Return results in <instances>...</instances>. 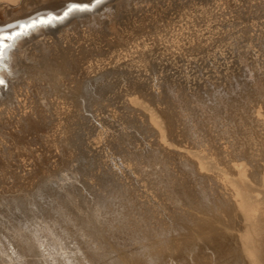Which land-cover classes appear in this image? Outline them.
<instances>
[{
  "label": "rangeland",
  "instance_id": "obj_1",
  "mask_svg": "<svg viewBox=\"0 0 264 264\" xmlns=\"http://www.w3.org/2000/svg\"><path fill=\"white\" fill-rule=\"evenodd\" d=\"M107 3L112 5L109 15L114 18L111 24L104 22L88 28L80 23L69 29L67 34L56 38V44H53V47L70 53L74 60L84 61L83 67L91 70L85 83V95L80 96L83 103H63V95L68 94L64 82H59V85L56 81L52 87L39 83L35 86L33 82L34 86L29 85V71L28 75L25 73L28 77L25 79L28 63L42 48L37 38L45 35L43 31L35 33V30L44 26L29 29L28 34L32 33L30 36L27 34L19 41L15 40L21 36L16 37L12 42L5 43L8 47H2V50L11 48L9 53L0 54V58L7 60L2 67L18 69L11 75L16 78L15 89L12 87L14 92L9 87L8 78L4 79L5 85L1 90L3 88L6 93L2 90L3 96L12 98L15 90L21 87L11 102L7 103L9 96L0 99L2 264L18 261L14 256L17 253L11 247L9 249L12 243H16L15 247H24L22 254L27 253L24 256L26 259L35 251L37 259L33 257L34 254L29 257L34 258L35 262L41 259L39 262L42 264H49L47 258H52L46 255L49 252L63 258L64 253L71 254L74 257L72 264H96L97 261V264H120L127 255H132L131 260L137 263V244L138 247L140 243V246L142 243L148 246L158 236L159 239H168L171 245L169 247L167 243V247L172 252L176 250L178 255L182 252L178 250L184 247L187 249H183V252H193L194 247L197 252L194 250L196 253H190L191 256L181 253L189 258L187 261L182 255V261L175 257V252L172 254L167 248L160 249L162 252H156H160L157 258L154 254L150 257L156 262L149 258L151 261L148 259L147 264H183L186 261L188 264H206L207 261L209 264H220L218 261L228 264L216 255L213 238L207 239L211 240V246L207 240H199L195 228L187 223L194 219L188 217L189 206L184 207L186 196L185 199L181 198V194H195L194 188H198L197 182L194 185L193 181L197 170L192 169L184 161L185 158L174 155V152H171L172 155L163 147L148 109L133 102L132 98L144 100L161 117H165L179 133V137L177 134L173 137L179 142L204 149L223 164L229 158L231 161L253 162L255 155L264 152V0H108ZM51 13L48 12L47 16ZM59 14L63 15V12ZM17 29L20 30L19 27ZM34 43H38V46ZM19 82L24 85L19 84L16 88ZM25 84L35 87L37 93L39 89H44L39 92L38 98L37 93L33 95V88H28L33 92V103H29L31 98L25 95L31 92H25L24 89L28 87ZM9 92L12 95L7 94ZM17 96L19 99L23 97V101L16 103ZM10 108L13 109L12 113L8 112ZM27 115L32 119L31 123ZM183 177H187L185 183L181 182ZM186 182L189 184L186 185ZM178 186L179 189L176 188ZM181 187L193 192L188 193V190L185 193ZM201 198V202L206 204L208 197L202 195ZM165 202H169L168 205ZM173 218L178 219L171 231V222H176ZM167 221L170 223L167 224ZM183 222L194 230L188 232L189 227H185ZM165 223L166 226H163ZM219 224H225L221 226L222 230L227 226L229 229L224 232L216 228L217 234L224 232L227 235L231 230L235 231L234 227H229L232 224ZM178 225L182 230L185 227L186 231H178ZM164 228L175 234L167 232V235L168 230ZM213 232L216 234V230ZM190 234L193 243L187 242L190 238L187 235ZM168 236H173L175 241L169 240ZM176 240L179 241L177 246L174 245ZM183 240L192 244L193 248L184 245ZM49 243L52 247L48 246ZM46 245L49 247L47 250ZM64 245L67 250L69 246L70 251ZM117 247L125 254L127 251L130 253L119 254ZM26 248L27 252L24 250ZM226 248L233 250L235 247L228 244ZM71 249L75 250L74 254ZM166 250L168 252H163ZM234 250L237 251V248ZM40 251L45 255H40ZM198 255H201L200 261L198 259L201 263H196L192 257ZM63 258L60 260L68 264ZM88 259H91L88 261L91 263L86 261Z\"/></svg>",
  "mask_w": 264,
  "mask_h": 264
},
{
  "label": "bare ground",
  "instance_id": "obj_2",
  "mask_svg": "<svg viewBox=\"0 0 264 264\" xmlns=\"http://www.w3.org/2000/svg\"><path fill=\"white\" fill-rule=\"evenodd\" d=\"M87 2V3H94V1L93 0H0V35H3V34H7V33H9V34H11L12 32H14V31H16V30H18L17 28L19 27V25L21 24V23H27V21L29 22V20H32V19H39V18H41V17H45L46 18V16H47V14H48V12H53V13H57V14H59V13H61V12H63L64 11V9L66 8V6H67V4H69V3H72V2ZM107 1L108 0H102V2L99 4V5H97L96 7H94L91 11H85V12H74V13H70L69 14V16L68 17H66L64 20H59V21H53L52 22V24L51 25H46V26H44V27H41V28H38L37 30H35L36 32L35 33H40V32H42L43 31V33H45V35H43V34H41L42 36H38L39 38H37V39H39V43H41L42 45H39V46H41L40 48V51L39 52H37V54H35V53H33V55L35 54V57H33L30 61L31 62H29V60L28 61H26L27 63H28V70L27 69H25L26 70V72H24V70H23V72H24V74L25 73H27V71H29V73H27V75L29 74L30 75V78L29 79H31V81H30V83H29V85L30 84H32L31 82H33V84L36 86V84L37 83H39V84H42V85H49L50 87H52V85L53 84H55L54 82H61V83H65V85H66V87H65V89H66V91L68 92V94H64L63 95V100H65L63 103H83L82 102V99L80 98V96L81 95H85V83H86V81H87V79H88V76H89V73H90V71L91 70H87L86 69V67H83V63L82 62H84V61H82V60H74L72 57H71V54L70 53H68V52H66L65 50H62V49H58V48H56V46H54L53 47V44L55 45L56 44V40L58 39V38H60V36H62V35H64V34H67L68 32V30L69 29H71V28H73V27H76L78 24H80V23H82V24H85L88 28L90 27V28H92V27H94V26H99V25H101L102 23H104V22H107L108 24H111L113 21V18H114V16H112V15H109L110 14V11H111V8H112V5L110 4V3H107ZM118 2V1H117ZM53 13H51V15H53ZM54 14V15H55ZM50 15V14H49ZM60 15V14H59ZM109 15V17H108V19H106V16H108ZM69 21H71V24L69 25L68 24V22ZM34 33V32H33ZM34 33V34H35ZM32 33H30V34H28V36H30ZM22 37H24V36H21V37H19L18 39H16L15 41H19ZM57 38V39H56ZM13 40H10V42H12ZM33 41H35V40H33ZM38 41V40H37ZM6 42H8V41H4V43H6ZM34 44H36V43H34ZM38 44V43H37ZM36 44V46H38ZM35 46V47H36ZM39 48V47H38ZM10 50H11V48H8V49H6V50H2V48H0V54H5V53H9L10 52ZM37 50V49H36ZM34 51H35V49H34ZM38 51V50H37ZM7 60H4L3 58H0V78H2L3 80L4 79H7L8 78V80H9V82H10V89L12 90V93L14 92V90H13V86H15L14 85V83L16 82L15 81V79H14V77H11V75L13 76L14 74H13V71H15L14 73H16V69H17V67H16V69L15 70H13V68L11 67V66H9L8 68H3L2 67V65L6 62ZM24 64H26V63H24ZM27 65V64H26ZM88 65V64H87ZM20 66H23V64L22 65H20ZM25 66V65H24ZM19 68V67H18ZM20 68H22V67H20ZM25 68H27L26 66H25ZM18 70V69H17ZM22 72V73H23ZM21 73V72H20ZM19 74V73H18ZM27 75L25 74L24 75V77H25V79L27 80L28 79V77H27ZM15 76H16V74H15ZM18 76V75H17ZM19 77H21V76H19ZM56 77H57V79H56ZM10 78L12 79V81H10ZM18 78V77H17ZM22 78V77H21ZM20 79V78H19ZM24 79V80H25ZM19 81V80H18ZM25 82H27V81H25ZM35 82V83H34ZM61 83H59V85L61 84ZM22 85L23 83H16V88L18 87V85ZM32 84V85H33ZM39 84H37V85H39ZM5 85V84H4ZM3 85V86H4ZM24 85V84H23ZM26 85V84H25ZM33 85V86H34ZM3 86H0V90H1V87H3ZM26 86H28V85H26ZM26 86H25V88H26ZM7 87V86H6ZM13 87V88H12ZM37 87H41V86H37ZM36 87V88H37ZM20 88V89H19ZM18 89L21 91V87H19ZM28 88H33V87H27L26 89H24V90H26L25 92H27V91H31L30 89L28 90ZM42 88V87H41ZM43 88H45V87H43ZM15 89V88H14ZM18 89L17 90H15V92L17 93V91H18ZM2 90H3V88H2ZM1 90V91H2ZM11 90H9L8 89V91H11ZM22 90H23V86H22ZM33 91L35 90V87L32 89ZM40 91L42 90V89H39ZM46 90V89H45ZM0 91V99L1 98H5V97H7V96H9V95H4L3 96V91L5 92V90H3L2 92ZM39 91V92H40ZM42 91H44V89L42 90ZM25 92H24V94H25ZM39 92L37 93V89H36V91H34V94L33 95H35L36 93H37V95H38V98L40 97L39 96ZM6 93V92H5ZM4 93V94H5ZM12 93L11 92H9V93H7V94H11L12 95ZM16 93L14 94V95H12V98H13V96H16ZM31 93H33L32 91L29 93V95H28V93L27 94H25V95H27V97H28V99H30V100H28V99H26L25 101L27 102V100H28V102L30 103V101H31V103H33V101H34V96H32V94ZM18 94V93H17ZM20 94V93H19ZM22 94V93H21ZM24 94H22V96H25ZM31 94V95H30ZM36 95V96H37ZM20 96V95H19ZM19 96H17V98L19 97ZM21 96V97H22ZM32 96V97H31ZM26 97V98H27ZM12 98H10V96H9V100L7 101V103H9V102H11V99ZM23 98V97H22ZM22 98L21 99H19L18 98V100H19V102H18V100L17 101H15L16 103H20L21 101L20 100H22ZM25 98V97H24ZM36 98V97H35ZM37 98V99H38ZM15 99V98H14ZM14 99H13V101H14ZM32 99H33V101H32ZM2 100V99H1ZM0 100V101H1ZM23 101V100H22ZM132 101L133 102H135V103H137V104H139V105H141V106H143L144 108H146V109H148V112H149V115H150V118H151V120H152V122H153V124H154V126L156 127V129H157V131H158V133H159V137L161 138V142H162V145H163V147H166V150L168 149L169 150V153H171V152H174V155H178L179 157H181V158H185L184 159V161L193 169H196L197 170V174H195V180L193 181V180H191V181H193L194 182V185H195V181L197 182L196 183V186H197V188L198 189H195L194 188V191H195V194L193 195V193H192V195L191 194H184V195H182L181 194V196H183V197H181L180 195V197L181 198H184L185 196H186V204H184V207H186L185 205H187L188 204V206H189V209H188V214H190V215H188V214H186V215H188V217L189 216H192V218L194 219V220H192V221H189L188 220V222L187 223H189V224H191V226H193L194 228H195V230H196V232H197V235H199V240L202 238V239H205V240H207V239H212L213 238V242H214V244H215V249L217 250V253H216V255L218 254L219 255V258L220 259H222V262L224 261V262H228V264H240V262H244L243 264H264V152H263V154H260V155H255L253 158V162H250L249 160H233V161H231V159L229 158L228 160L229 161H227V163L226 164H223V163H221V161H219L217 158H215L214 156H212L209 152H207L206 150H204V149H199V148H194V147H191V146H189L188 144H184V143H181V142H179V140H176V139H174L173 137H176V134L178 135L179 133L176 131V129L174 128V126L173 125H171V123H169V122H167V120L165 119V117L163 118V117H161V115L157 112V111H155V110H153L152 108H150L147 104H146V102L144 101V100H141V99H139L138 97H133L132 98ZM14 102V103H15ZM13 103V102H12ZM23 103H25V102H23ZM35 103V102H34ZM14 106H12V108H13ZM12 108H10L11 110H8V112L10 111L11 113H12ZM14 109H16V108H14ZM19 113V112H18ZM26 114V113H25ZM28 114V113H27ZM16 116V115H15ZM19 117H20V113H19V115H18ZM25 116V115H24ZM22 117V116H21ZM26 117V116H25ZM17 118V117H16ZM27 118L29 119V117H28V115H27ZM26 118V119H27ZM30 120H32L31 118L29 119V121ZM28 121V122H29ZM6 122V121H5ZM19 123H20V120L18 121ZM22 122V121H21ZM25 122H27V121H25ZM24 122V123H25ZM27 122V123H28ZM29 123H31V121L29 122ZM35 123V122H34ZM38 123V122H37ZM18 125V124H17ZM20 125H22V123L20 124ZM25 125V124H24ZM30 125V124H29ZM34 126V125H33ZM32 126V127H33ZM35 126H37V124L35 125ZM13 127V126H12ZM16 127V126H15ZM24 127V126H23ZM21 130H22V128H21ZM22 131H24V130H22ZM177 132V133H176ZM12 133V132H11ZM177 137H179V135L177 136ZM27 142H29V141H27ZM21 143V142H20ZM12 144V143H11ZM13 145V144H12ZM11 146V145H10ZM13 147H14V145H13ZM6 148H8V147H6ZM165 152H167V151H165ZM176 153V154H175ZM172 155H173V153H171ZM166 157V156H165ZM176 157V156H175ZM168 158V157H167ZM167 158H165V160H167ZM174 158V157H173ZM180 158V159H181ZM176 159H179L178 157L176 158ZM168 161V160H167ZM172 161H174V160H172ZM182 161V160H181ZM169 162V161H168ZM185 162H183V166L185 165L184 163ZM167 162H165V164H166ZM169 163H171V161L169 162ZM168 163V164H169ZM173 163V162H172ZM178 163V162H177ZM180 163V162H179ZM178 163V164H179ZM176 164V163H175ZM177 164V165H178ZM170 165H172V164H170ZM188 165H187V167H188ZM169 166V165H168ZM167 166V167H168ZM179 166V165H178ZM181 166V165H180ZM175 167H176V165H175ZM182 167V166H181ZM186 167V166H185ZM189 167V168H190ZM177 168V167H176ZM190 168V169H191ZM168 168H165V170H167ZM171 169V168H170ZM174 169V168H173ZM172 169V170H173ZM181 169V168H180ZM180 169H179V171H180ZM191 169V170H192ZM176 170V169H175ZM185 170V169H184ZM196 170H194L195 172H196ZM174 171V170H173ZM176 171H178V170H176ZM170 172V171H169ZM190 172V171H189ZM173 173V172H172ZM175 173V172H174ZM173 173V174H174ZM180 173V172H179ZM184 173V172H183ZM194 173V172H193ZM167 174H168V171H167ZM175 174H177V173H175ZM174 174V175H175ZM181 174V173H180ZM25 175V174H24ZM119 175V174H118ZM184 175V174H183ZM186 175V174H185ZM188 175V174H187ZM191 175V174H190ZM121 176V175H120ZM176 176H178V175H176ZM191 177V176H190ZM177 178V177H176ZM180 178V177H179ZM187 177H185V179H186ZM181 179V178H180ZM183 179H184V177H183ZM183 179H182V181L181 182H184L185 183V181L187 180H185L184 179V181H183ZM199 179H201L200 181H199ZM178 180V179H177ZM189 180V179H188ZM190 181V180H189ZM188 181V182H189ZM180 182V181H179ZM181 182H180V185H181ZM188 182H186V185H187V183ZM199 182V183H198ZM190 183H192V182H190ZM189 184V183H188ZM192 185H193V183H192ZM190 186V185H189ZM188 186V187H189ZM192 187V186H191ZM176 188H180L179 186L178 187H176ZM181 188H183V187H181ZM177 189V191H179ZM184 189V191H185V193H186V191L188 192V190H189V188L188 189H186V188H183ZM191 189V188H190ZM167 192V191H166ZM191 192H193L192 191V189H191V191L189 190V192L188 193H191ZM170 193V192H169ZM180 193H182V192H180ZM198 193V194H197ZM204 195V197L205 196H207L208 197V200H209V204L207 203V201L208 200H204L205 202H206V204L205 203H202L201 201H202V195ZM170 195H171V193H170ZM172 196V195H171ZM173 196H177V194L176 195H173ZM172 198V197H171ZM179 198V197H178ZM185 199V198H184ZM183 199V200H184ZM166 200H167V198H166ZM172 200H173V198H172ZM179 200V199H178ZM168 201H169V199H168ZM175 201V200H174ZM173 202V201H172ZM185 201H182V203H184ZM201 202V203H200ZM167 203V205H168V203L169 202H165L164 204H166ZM180 203V202H179ZM174 204V203H173ZM205 204V205H204ZM172 205V204H171ZM175 205V204H174ZM174 205H173V207H174ZM178 206V205H177ZM181 206H182V204H181ZM187 206V207H188ZM98 207V206H97ZM97 207H94V208H97ZM165 207H167V206H165ZM94 208H92V209H94ZM99 208V207H98ZM97 208V210H99ZM172 208V207H171ZM91 209V210H92ZM101 209V208H100ZM166 209H168V208H165V210ZM180 209V208H179ZM182 209H184V208H182ZM191 209V210H190ZM170 210V209H169ZM169 210H167V212L169 211ZM172 210V209H171ZM177 210V209H176ZM175 210V211H176ZM185 210V209H184ZM183 210V211H184ZM186 210H187V208H186ZM93 211V210H92ZM173 211V210H172ZM89 212H90V210H89ZM94 212V211H93ZM92 212V213H93ZM98 212V211H97ZM170 212V211H169ZM176 212H178V210L176 211ZM181 212V211H180ZM180 212H179V214H180ZM186 211H184V213H185ZM91 213V212H90ZM95 213V212H94ZM99 213V212H98ZM100 213H101V211H100ZM171 213V212H170ZM174 213V212H173ZM183 213V212H182ZM183 213V214H184ZM87 214H89V213H86V215ZM172 214V213H171ZM177 214V213H176ZM182 214V215H183ZM90 215V214H89ZM170 215V214H169ZM174 215H175V213H174ZM186 215H184L185 216V218L186 219H189V218H187L186 217ZM93 215H91V217H92ZM95 216H97L96 214H95ZM94 216V217H95ZM89 217V216H88ZM98 217V216H97ZM97 217H95V218H97ZM173 217V216H172ZM99 218V217H98ZM103 219V218H102ZM101 219V220H102ZM174 219V218H173ZM172 219V220H173ZM176 219H178V218H175L174 220H176ZM191 219V218H190ZM197 221H196V220ZM167 220V219H166ZM165 220V221H166ZM171 220V221H172ZM103 221V220H102ZM116 221V220H115ZM105 222V221H104ZM113 222V221H112ZM154 222V221H153ZM219 222L221 223V222H223V223H228L227 225H230V224H232V225H230L229 227H234V229H235V231H232L231 230V232H226L227 233V235L224 233L225 232V230H227V228H228V226L226 227V228H224L223 230H222V227L221 226H225V224H223V225H221V224H219ZM155 223V222H154ZM170 222H168L167 221V224H169ZM181 223V222H180ZM179 223V224H180ZM218 223V224H217ZM108 224V223H107ZM106 224V225H107ZM109 224H110V222H109ZM112 224V223H111ZM118 225H119V223H117ZM124 224V223H123ZM153 224V223H152ZM183 224H184V222H183ZM215 224H217V225H219L220 227H221V229H220V227H216L217 225H215ZM113 225H114V223H113ZM125 225V224H124ZM155 225V224H154ZM171 225H172V228H171V231H173V228L177 225V220H176V222L175 221H172L171 222ZM181 225V224H180ZM187 224H184V226L185 227H187L186 226ZM115 226V225H114ZM114 226H112V227H114ZM148 226H150V225H148ZM163 226H166V223H165V225H163ZM169 226V225H168ZM167 226V227H168ZM179 226V225H178ZM183 226V225H182ZM183 226V227H184ZM191 226H188L189 228V230L187 229V231L189 232L191 229H190V227ZM109 227V226H108ZM111 227V226H110ZM130 227V226H129ZM144 227H146V225H144ZM180 227V229L178 230V231H182L183 232V230H185L184 228H183V230H182V227L181 226H179ZM105 228V227H104ZM107 228V227H106ZM116 228V227H115ZM123 228H124V226H123ZM131 228V227H130ZM137 228V227H136ZM139 228V227H138ZM153 228V227H152ZM169 228V227H168ZM169 228V229H170ZM194 228L192 229V230H194ZM219 228V230H221V231H224V232H221V231H218V233L219 232H221V234L222 233H224V234H217V229ZM112 229H114V228H112ZM117 229V228H116ZM147 229V228H146ZM149 230H152V229H150V228H148ZM154 229H156V225H155V228ZM161 229V228H160ZM168 230V231H166V230ZM169 229H167V228H164V230L166 231V233L167 232H170L169 231ZM176 229V228H175ZM229 229V228H228ZM230 229H232V228H230ZM134 230V229H133ZM141 230V229H140ZM148 230V231H149ZM158 230V229H157ZM177 230V229H176ZM175 230V231H176ZM216 230V234H214V232L213 231H215ZM152 231H154V230H152ZM162 231V230H161ZM177 231V232H178ZM186 231V230H185ZM142 232H144V231H142ZM151 232V231H150ZM149 232V233H150ZM158 232V231H157ZM164 232V231H163ZM176 232V233H177ZM181 232V233H182ZM193 232V231H192ZM191 232V233H192ZM173 232H170L169 234H172ZM179 233V232H178ZM180 233V234H181ZM213 233V234H212ZM93 234V233H92ZM127 234V233H126ZM153 234V233H152ZM158 234V233H157ZM175 233H173L172 235H174ZM185 234H187L186 232H185ZM194 234H196L195 232H194ZM193 234V235H194ZM229 234V235H228ZM127 235H129V234H127ZM140 235V234H139ZM145 235H146V233H145ZM156 235V234H155ZM158 235H161V234H158ZM164 235V234H163ZM163 235H162V237H163ZM167 235H168V233H167ZM197 235L195 236L194 235V237H197ZM92 236V235H91ZM135 236V235H134ZM149 236V235H148ZM176 236H178V238H179V236L180 235H176ZM176 236H174L175 238H176ZM183 236H184V234H183ZM183 236H182V239H184L183 238ZM187 236H190V238H188ZM185 235V237H187L189 240L191 239V234L190 235ZM138 237H140V236H138ZM150 237V236H149ZM149 237H147V238H149ZM156 237V236H155ZM166 237V236H165ZM169 237V236H168ZM167 237V238H168ZM173 237V236H172ZM172 237L169 239V240H174V239H172ZM181 237V236H180ZM120 238V237H119ZM125 238V237H124ZM141 238V237H140ZM145 238V237H144ZM152 238H153V235H152ZM157 238V237H156ZM155 238V239H156ZM193 238V237H192ZM198 238H196V239H198ZM97 239V238H96ZM143 239V238H142ZM150 239V238H149ZM158 239H159V236H158ZM158 239H156V241L155 242H153L152 244L150 243L148 246H144L143 245V243H142V245L140 246V244H139V247H138V244H137V247H136V249L138 250H136L134 247V249H135V251H137V252H135L136 254H137V257H136V259H135V261L136 260H138V262L136 263V262H134V261H132L131 260V258H130V256H132V255H127L128 253H130L129 251H125L127 254H125V253H123V251L121 252V250H120V252H119V254L120 253H123V254H125V255H127V256H124V258L121 256V258H123V260L119 257L118 259L119 260H122L121 262H123L124 261V264H145L146 263V261L154 254V256L157 258V256H158V254H160V252H162L160 249H164L165 250V248H167V249H169L168 247H167V243H168V245H169V247H170V241L168 242L166 239H164V238H160L159 240ZM177 239V238H176ZM120 240V239H119ZM141 240V239H140ZM148 240V239H147ZM146 240V241H147ZM178 240H180V242H182L181 241V239L179 238ZM178 240H176V242H174L173 244L175 245V246H177L178 244H177V241ZM186 240V239H185ZM185 240H183V244L184 245H188V246H193L192 244L191 245H189L187 242H191V240L189 241V240H187V242L185 241ZM204 240V241H205ZM152 241H154V240H151V242ZM167 241V242H166ZM175 241V240H174ZM184 241L186 242V244L184 243ZM193 241V240H192ZM198 241V240H197ZM208 241V244L211 246V244L209 243L210 241L209 240H207ZM125 242H128V241H125ZM150 241H148V243H149ZM194 242V241H193ZM193 242H191V243H193ZM196 242V241H195ZM206 242V241H205ZM230 242V243H229ZM25 243V242H24ZM104 243V242H103ZM103 243H101V244H103ZM122 243V242H121ZM120 243V244H121ZM133 243V242H132ZM147 243V242H146ZM178 243H179V241H178ZM212 243V242H211ZM123 244V243H122ZM128 244V245H127ZM126 244V247H128L129 246V243H127ZM166 244V245H165ZM180 244H182V243H180ZM179 244V245H180ZM196 244V243H195ZM228 244H231L232 245V248H237V251L236 250H232V249H227L226 248V245H227V247H228ZM13 245V246H12ZM12 245L11 246H9V249H10V247H11V249L14 251V252H16L17 254H15L14 256H15V258H17V262H15V263H8V262H6L5 264H42V263H40L39 261L41 260L40 258V260L39 261H37V262H35V259H37L36 257L37 256H35V251H34V253L32 252L33 251V249H30V250H32L31 252H32V254H34V256L33 257H35V259L34 258H30L29 256H32V254L30 255L29 254V256H28V259H26L24 256L27 254H25V255H23L24 253L22 252L23 250V248L24 247H22V249H21V247L20 246H18V247H15V245H16V243H15V245H14V243H12ZM23 245V244H22ZM106 245V244H105ZM25 246V245H24ZM30 246V245H29ZM34 246V245H33ZM49 247H52L51 246V243H49V245H48ZM47 245L45 246V247H47L46 248V250L49 248ZM65 246V245H64ZM99 246V245H98ZM107 246V245H106ZM105 246V247H106ZM166 246V247H165ZM173 246V245H172ZM196 246H197V244H196ZM8 247V246H7ZM122 247V246H121ZM126 247H124V248H126ZM179 247V246H178ZM178 247H173L174 249H177ZM182 247H183V245H182ZM181 247V248H182ZM212 247H213V245H212ZM230 247V246H229ZM30 248V247H29ZM28 248V249H29ZM31 248H33L32 246H31ZM40 248V247H39ZM61 248V247H60ZM65 248H66V250H67V246H65ZM64 248V249H65ZM99 248H102V247H98V249ZM172 248V249H173ZM180 248V247H179ZM190 248V247H189ZM193 248V247H192ZM198 248V247H197ZM35 249V248H34ZM38 249V248H37ZM36 249V251H38V253H39V250H37ZM45 249V248H44ZM51 249V248H50ZM54 249V248H53ZM53 249H51V250H53ZM56 249H58V246H57V248ZM62 249V248H61ZM96 249V248H95ZM106 249V248H105ZM108 249V248H107ZM116 249V248H115ZM117 249V250H118ZM131 249H132V247H131ZM184 250H186L187 249V247L185 248H183ZM183 249H181V250H178V252L179 251H182L181 253H184L183 252ZM199 249V248H198ZM227 249V250H226ZM25 250V252H27L26 250H27V248L26 249H24ZM43 250V249H42ZM72 250V249H71ZM83 250V249H82ZM109 250V249H108ZM112 250V249H111ZM118 250V251H119ZM123 250H125V249H123ZM127 250V249H126ZM192 251L191 249H188V251ZM194 250H196V252H197V249L194 247ZM193 250V252H185L184 254H185V256L189 253H196L195 251ZM204 250V249H203ZM203 250H199V251H203ZM212 250H214V248L212 249ZM29 251V250H28ZM48 251H50V250H48ZM47 251V252H48ZM57 251V250H56ZM55 251V252H56ZM60 250H58V252H59ZM67 251H70V249H69V246H68V250ZM73 251V250H72ZM72 251L70 252V253H72ZM75 251V250H74ZM74 251H73V254H74ZM99 251V250H98ZM106 251V250H105ZM158 251H160L158 254L156 253V252H158ZM174 251V250H173ZM198 251V253L197 254H199L200 252ZM204 251H206L207 252V250H204ZM5 252V251H4ZM8 252V251H7ZM10 252V251H9ZM40 252H42V254H40V255H45V250H44V252L45 253H43V251H40ZM57 252V253H58ZM61 252L62 253H64V250L62 251L61 250ZM84 252H85V250H84ZM87 252V251H86ZM91 252V251H90ZM93 252V251H92ZM104 252V251H103ZM113 252V251H112ZM133 252V251H132ZM131 252V253H132ZM163 252H168L167 250L166 251H163ZM169 252H171L172 254H174V252L177 254V256H176V254H175V257H178L179 259L181 258V256L183 255H181V253H180V255H178V253L176 252V250L174 251V252H172V250L170 251V249H169ZM214 252V251H213ZM213 252H212V254H213ZM23 253V254H22ZM37 253V254H38ZM52 253V252H51ZM53 253H54V251H53ZM62 253H60V254H62ZM69 253V252H68ZM83 253V252H82ZM105 253V252H104ZM109 253V252H108ZM116 253H117V251H116ZM155 253H156V255H155ZM205 253V252H204ZM215 253V252H214ZM4 254H7L6 252L4 253ZM83 254H88V253H83ZM82 254V255H83ZM110 254V253H109ZM118 254V253H117ZM116 254V255H117ZM118 254V255H119ZM123 254H121V255H123ZM133 254V253H132ZM191 254H190V256H191ZM203 254V253H202ZM206 254V253H205ZM39 255V254H38ZM46 255H49L48 257H52L53 258V262L54 263H52V264H67V263H64V261L61 259L60 260V258H63V257H60V256H62V255H58V254H56V255H50V252H49V254H46ZM80 255V254H79ZM92 255V254H91ZM115 255V254H114ZM114 255H113V257H114ZM162 255H163V253H162ZM194 255V254H193ZM196 255V254H195ZM208 255V254H207ZM206 255V256H207ZM209 255H210V253H209ZM215 255V254H214ZM213 255V256H214ZM216 255H215V257H216ZM64 256H65V258H63V259H65L66 261H68V264H69V262H70V264H72L71 262H73V258H72V255L71 254H67V255H65V253H64ZM75 256V255H74ZM77 256V255H76ZM81 256V255H80ZM80 256H79V258H80ZM84 256H86V255H83V257ZM133 256L135 257V255L133 254ZM164 256V255H163ZM184 256V255H183ZM184 256V257H185ZM199 256H200V258H201V255H198V257H196V256H192V257H194V259H195V262L196 263H201V262H199L200 261V259H199ZM212 256V255H211ZM1 257L2 256H0V264H2V262H4L3 260H1ZM46 257V256H45ZM90 257V256H89ZM94 257V256H93ZM117 257V256H116ZM134 257H132V258H134ZM159 257H161V255L159 256ZM196 257V258H195ZM208 257V256H207ZM206 257V258H207ZM51 258V259H52ZM76 258V257H75ZM77 258H78V256H77ZM76 258V259H77ZM153 258V257H152ZM152 258H150L151 260H152ZM162 258V257H161ZM161 258H160V261H161ZM185 258H187V261H189V258H188V256L187 257H185ZM203 258V257H202ZM209 258V257H208ZM211 258V257H210ZM214 258V257H213ZM218 258V257H217ZM50 258L48 259L47 258V261H49V264L52 262H50V260H51ZM93 259V258H92ZM108 259V258H107ZM116 259V258H115ZM149 259V260H150ZM184 260V258H181V260ZM190 259H192L191 257H190ZM198 259H199V261H198ZM78 260V259H77ZM91 259H88V260H86L87 262L88 261H90ZM117 260V259H116ZM119 260H117V262H120ZM148 260V261H149ZM150 260V261H151ZM153 260H155L154 258H153ZM180 260V261H181ZM182 260V261H183ZM186 260V259H185ZM202 260V259H201ZM208 260H210V259H208ZM213 259L211 258V261H212ZM43 261V260H42ZM44 261H46V260H44ZM159 261V262H160ZM186 261V262H187ZM204 261H205V256H204ZM211 261H210V263H211ZM217 261V260H216ZM215 261V262H216ZM39 262V263H38ZM75 262H76V260H75ZM78 262V261H77ZM80 262H81V260H80ZM98 262V261H97ZM97 262H96V264H97ZM102 262V261H101ZM113 262V261H112ZM116 262V261H115ZM121 262H120V264H121ZM154 262H156V260L154 261ZM178 262H179V260H178ZM183 263V264H188V263ZM194 262V263H195ZM209 261H207V263L206 264H209L208 263ZM213 262V261H212ZM88 263H91V262H88ZM103 263V262H102ZM109 263V262H108ZM149 263V262H148ZM151 263H153V262H151ZM182 263V262H181ZM181 263H179V264H181ZM193 263V262H192ZM205 263V262H204ZM203 263V264H204ZM217 263V262H216ZM216 263H214V264H216ZM218 263H220L221 264V262H219L218 261ZM45 264V263H44ZM48 264V263H47ZM74 264V263H73ZM77 264V263H76ZM78 264H80L79 262H78ZM81 264H82V262H81ZM84 264H85V262H84ZM87 264V263H86ZM91 264H93V263H91ZM103 264H105V262L103 263ZM112 264H114V263H112ZM117 264V263H116ZM123 264V263H122ZM147 264V263H146ZM154 264V263H153ZM155 264H160V263H155ZM162 264H163V262H162ZM211 264H213V263H211ZM224 264H226V263H224Z\"/></svg>",
  "mask_w": 264,
  "mask_h": 264
},
{
  "label": "snow or ice",
  "instance_id": "obj_3",
  "mask_svg": "<svg viewBox=\"0 0 264 264\" xmlns=\"http://www.w3.org/2000/svg\"><path fill=\"white\" fill-rule=\"evenodd\" d=\"M102 0H94V3H69L66 6V10L63 11V15H48L46 18L41 17L39 19H32L27 23H21L19 25V31L12 32L11 34L0 35V48L8 47L9 45L5 44L4 41L14 40L19 36H27L29 29H35L40 26L51 25L53 21L64 20L69 16L70 13L74 12H85L91 11L94 7L99 5ZM5 81L0 78V86H3Z\"/></svg>",
  "mask_w": 264,
  "mask_h": 264
}]
</instances>
